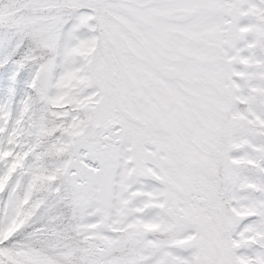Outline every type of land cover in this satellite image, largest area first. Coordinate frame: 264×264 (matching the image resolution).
I'll list each match as a JSON object with an SVG mask.
<instances>
[{
  "label": "snow or ice",
  "instance_id": "6c2138e0",
  "mask_svg": "<svg viewBox=\"0 0 264 264\" xmlns=\"http://www.w3.org/2000/svg\"><path fill=\"white\" fill-rule=\"evenodd\" d=\"M0 264H264V0H0Z\"/></svg>",
  "mask_w": 264,
  "mask_h": 264
}]
</instances>
